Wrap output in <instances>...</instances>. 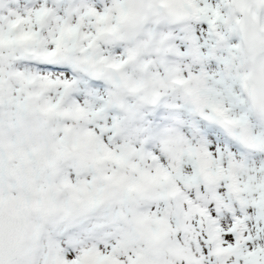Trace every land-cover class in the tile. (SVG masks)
<instances>
[{
    "label": "snow or ice",
    "instance_id": "snow-or-ice-1",
    "mask_svg": "<svg viewBox=\"0 0 264 264\" xmlns=\"http://www.w3.org/2000/svg\"><path fill=\"white\" fill-rule=\"evenodd\" d=\"M0 264H264V0H0Z\"/></svg>",
    "mask_w": 264,
    "mask_h": 264
}]
</instances>
